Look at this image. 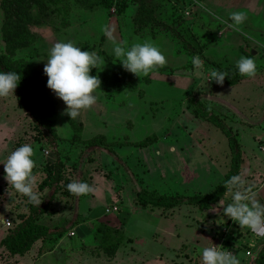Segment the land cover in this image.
Segmentation results:
<instances>
[{"label": "rangeland", "instance_id": "rangeland-1", "mask_svg": "<svg viewBox=\"0 0 264 264\" xmlns=\"http://www.w3.org/2000/svg\"><path fill=\"white\" fill-rule=\"evenodd\" d=\"M1 1L0 58L8 60ZM67 5L65 28L61 26L64 5L33 6L27 13L29 34L17 40L13 58L21 62L27 87L38 97L47 94L55 101L56 144H47L40 138L19 109L14 94L0 98V264H24L21 260L28 257L30 264H202V249L222 237L218 233L221 225L210 212L214 209L188 205L171 210L151 206L143 209L136 205V197L141 190L186 197L208 194L229 171L232 154L228 138L213 124L195 118L189 108L191 100L208 106L231 130L248 159V163L242 160L238 175L246 179L248 167L254 169L253 163L264 166V155L259 150V140L264 141V0H111L91 12L73 1ZM233 11L247 17L238 30L229 19ZM106 29L113 32L116 41L129 46L151 40L165 53L167 64L146 76L127 72L113 54L114 45L105 35ZM58 41H71L82 51L98 53L104 61L90 72L101 80L97 103L76 119L64 114L66 106L46 86L44 64L50 48ZM201 47H208L204 58L211 66L220 63L221 67L224 63L236 68L237 51L240 56H254L256 76L246 77L250 82L234 87L209 83L207 88L205 77L209 70L197 75L192 64ZM107 73L125 86L106 90L102 80ZM174 74L193 79L185 93H179L172 80L157 78H171ZM132 84H136L135 89ZM100 137L105 139L100 141ZM94 139L96 142H92ZM147 140L155 143L137 147ZM25 143L34 149L39 205L50 194L49 189L41 192L39 186L56 155L63 164L67 183L84 181L94 191L86 196L67 194L61 183L46 217L54 222L69 221L61 242L64 244H57L61 237L47 238L37 242L25 254L28 256L15 260L18 256L2 247L3 239L20 223L19 216L29 215L31 204L39 205L15 193L4 179L3 164L11 151ZM90 197L96 200L94 215L104 220L90 225V236L87 233L85 242L75 249L71 245L78 239L74 228L83 229L84 221L74 213L81 198ZM114 207L118 208L117 214L112 211ZM107 209L111 210L108 214ZM6 219L10 227L4 225ZM105 221L123 227V232L117 228L123 238L118 248H111L113 242L102 243L96 235L98 225ZM255 242L252 244L256 248L249 249L253 250L254 261L264 247V241ZM223 249L234 250L228 240ZM74 250L79 254L67 255V251Z\"/></svg>", "mask_w": 264, "mask_h": 264}, {"label": "clouds", "instance_id": "clouds-1", "mask_svg": "<svg viewBox=\"0 0 264 264\" xmlns=\"http://www.w3.org/2000/svg\"><path fill=\"white\" fill-rule=\"evenodd\" d=\"M231 26L237 27L245 23L247 17L240 11L229 15ZM105 35L112 41L115 57L120 58L124 70L139 76L148 75L157 68L167 64L165 53L151 40L135 42L130 46L116 41L113 32L105 30ZM103 58L96 52L82 51L71 41H58L49 50L43 72L47 77V88L66 106L64 114L70 119H76L84 110L97 103L96 93L100 91L101 80L98 75H90L92 69H98L103 64ZM192 64L197 75L203 74V61L200 56L192 58ZM236 70L241 76L253 78L257 74V64L250 56H241L236 62ZM228 73L220 70H209L205 77L208 88L210 82L222 85ZM21 76L17 72L0 71V98L13 96ZM14 97V96H13ZM33 147L25 143L9 153L4 166V179L11 184L15 193L26 198L28 203L39 205V195L34 169ZM230 193V201L225 203L223 214L254 233L264 235V201L247 184L241 175H234L225 181ZM66 190L76 196H86L94 191L93 187L84 181H73L66 185ZM222 247L210 243L201 251L202 264H241L239 257L221 250Z\"/></svg>", "mask_w": 264, "mask_h": 264}, {"label": "trees", "instance_id": "trees-1", "mask_svg": "<svg viewBox=\"0 0 264 264\" xmlns=\"http://www.w3.org/2000/svg\"><path fill=\"white\" fill-rule=\"evenodd\" d=\"M69 1L75 2L85 11L91 12L97 8L104 7L103 5L107 4L111 0L1 1V10L4 16L2 33L3 39L6 43V53L8 60L0 58V71H13L20 74L21 80L13 93L18 102L19 109H21L31 121L35 132L40 136V138L44 141H47V144L49 143L52 145L56 144L57 141L54 131V126L57 120L56 103L47 94L40 98L27 87L22 77L23 68L21 62L13 61V58L15 55V49L18 47L17 40H19V38L23 37L24 35L29 34V26L31 22L28 20L27 15L29 14L30 9L35 5L39 8L46 7V4L53 6L64 5L63 10L65 12V16L61 20V26L65 28L68 26L67 15L69 10L67 3ZM189 35L191 36V34ZM14 42L16 47L14 46ZM202 51L203 48L198 54H201ZM215 70H225V72L228 73V76L223 82L228 87L236 86L242 78L238 71L232 66H229L223 70L219 69V67H216ZM111 80H113V82ZM102 85L106 90H119L125 86V83L122 85L117 77H115L113 74L107 73L102 80ZM132 85L133 89H135L136 84ZM131 87L132 86L130 84L129 88ZM189 108L193 111L195 118L202 119L213 124L215 127L219 128L223 134L226 135L229 140V146L232 154L230 169L220 184H218L214 190L208 194H197L191 197H186L181 195H160L155 191L141 190L137 193L136 205L143 209H146L149 206L170 209L181 205H188L196 207L200 210H208L212 206L216 205L226 194L227 186L225 185V181L230 177L239 174L242 164V154L240 146L234 138L231 130L227 129L220 121L218 116L212 113L208 106L205 107L200 101L191 100L189 102ZM104 139L105 137L98 138L100 141H103ZM92 142H96V139H94ZM154 143L155 141L153 140H147L138 144L137 147L146 148ZM45 170L47 171V177L45 181H43V183L39 186V190L42 192L46 189H49V196L43 199V203L39 206H34L31 204L29 215L19 216L18 219L20 223L10 230L7 233V236L3 239L2 247L6 249L12 256H24L37 242L51 237H62L66 233L65 227L69 223L67 219L54 222L53 220L49 219V217H46L47 210L49 209L53 198L58 193L60 184L63 183L62 188L66 187L68 184L67 181L63 179V164L59 155H56L55 163L48 165ZM95 232L102 243L107 245L113 242L114 246L111 248H118L123 239L122 233L118 232L116 228H110L105 225H99ZM262 241H264V239ZM230 247L233 248L231 244ZM254 264H264V247L260 252H258Z\"/></svg>", "mask_w": 264, "mask_h": 264}, {"label": "crops", "instance_id": "crops-1", "mask_svg": "<svg viewBox=\"0 0 264 264\" xmlns=\"http://www.w3.org/2000/svg\"><path fill=\"white\" fill-rule=\"evenodd\" d=\"M190 32H191V34L194 33L193 35L195 36V31L194 30H191ZM207 50H209L208 47L204 48L201 54H194V56L198 55L202 59V61H203V72H204V70L206 72L207 69L208 70H211V69L215 70L216 67H218V65H219V69H221V70L226 69L227 67H229V65L224 64V63H223V65L221 67H220V65H221L220 63H217V64L214 63L213 66L209 65L206 62L205 58H204V56L207 55L206 54L207 52H205ZM237 53H238V57L234 58L236 60V62L241 57L239 55L238 51H237ZM174 75H173L174 77H171V78L170 77L157 76V75L156 76H157L158 80H161V79L172 80L173 84H175V86H176L177 91L179 93H185V91L187 89H189L190 86H192L193 79L190 78V77H188V78L181 77V76L176 75V74H174ZM242 77H244V76H242ZM168 78H170V79H168ZM242 79L240 80L241 82L238 83V84L250 82V81H247L248 78L246 79V77H244V79H246V80H244V79L242 80ZM213 83L214 82H210V84H213ZM226 87H228V86H226ZM259 94H261V93H259ZM262 94L264 95V93H262ZM226 103L228 104V102H226ZM254 139L256 140L257 138L255 137ZM259 146H260L259 150H260L261 154L264 155V153L262 152V149H264V141L259 140ZM241 154H242V152H241ZM246 159H247L246 156L242 154V160H244L246 163H248V161H246ZM249 162L251 163L252 161L249 159ZM253 165H254V169L251 168L250 166L248 167L249 168V172L247 173L248 177L245 179V181L247 182V184L249 186L252 187L253 191H255L257 193L258 199H260L261 201H264V166H262L259 162H258V164L253 163ZM229 196H230V193L227 190V192L224 195V197L216 205L212 206V208L214 210L210 211V212L213 213L212 214L213 219L215 221L217 219L219 224L221 225L220 230L218 232L219 234L220 233L222 234V237H220V241L224 243L226 240H228L230 242V244L232 245V247L234 249V250H232L233 251L232 253L236 254L239 257V259L241 260V264H253L254 263L253 250H251V252H250L249 249L251 247H252V249H255L256 246L253 245L252 243H254V244L257 243V242H255V240H258V242L262 241L264 239V235L254 233V232H252L251 230H249V229H247L245 227H241L235 221H232V220H230V219H228L227 217L224 216L222 210H223V207L225 206V203L230 201L231 196L230 197ZM183 206L184 205H181V206H178V207H174V208H170L169 210H171V209H180ZM96 208H97L96 200L93 197H90L89 199L88 198H83V199L81 198V200L79 201L78 206L76 207V212L74 214H75V216L81 218L82 221H84L83 222L84 226H83V229H82V227H75L74 228V230L76 232V236H77L78 239H77V242L75 244L74 243L71 244L73 246L72 248L77 249L78 245L80 244V242L84 243L86 238L88 236H90L89 233L87 232V230H90V225L91 226L94 225L95 222H97V220H104L103 218L94 215ZM87 209H88V212H86ZM159 209H161V208H159ZM105 212H106V214H108V213L111 212V210H109L108 212L107 211H105ZM108 222L109 221H105L106 224H103V225H105L107 227H110V228H116V229L118 228V229L121 230V232H123L122 225H117V224L115 225L114 223H111V222L108 223ZM98 223H104V221H99ZM100 225H102V224H100ZM222 225H226V226L223 228ZM64 239H65L64 236H62L61 238H57V240L59 242L57 244H59V245L60 244H64V243H61V242L64 241ZM216 242L217 241H214V244ZM247 252H250V256L246 255ZM66 253H67L68 256H71V254H79L75 250L74 251H67ZM25 256H28V255H25ZM18 258H19V256L16 257L15 260H18ZM21 262H23L24 264L25 263L26 264H30V259H29V257L27 259L23 258L21 260ZM54 264H61V263L54 262ZM62 264H63V262H62Z\"/></svg>", "mask_w": 264, "mask_h": 264}, {"label": "built area", "instance_id": "built-area-1", "mask_svg": "<svg viewBox=\"0 0 264 264\" xmlns=\"http://www.w3.org/2000/svg\"><path fill=\"white\" fill-rule=\"evenodd\" d=\"M262 152L264 153V149H262ZM106 211L108 212L109 210H106ZM112 211H113L115 214H117V213L119 212L117 207H114V209H112ZM4 225H5L6 227H10V222H9V220L6 219V220L4 221ZM214 245H215V246H220V247H222L221 250H224V249H223V242H221V241H217ZM224 251H230V252H233L232 250H224ZM246 255H247V256H250V253L247 252Z\"/></svg>", "mask_w": 264, "mask_h": 264}, {"label": "water", "instance_id": "water-1", "mask_svg": "<svg viewBox=\"0 0 264 264\" xmlns=\"http://www.w3.org/2000/svg\"><path fill=\"white\" fill-rule=\"evenodd\" d=\"M253 55H254V53H253Z\"/></svg>", "mask_w": 264, "mask_h": 264}]
</instances>
